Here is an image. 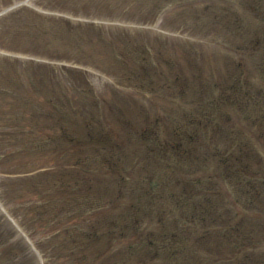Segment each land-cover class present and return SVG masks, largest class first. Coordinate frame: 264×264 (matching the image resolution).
Returning <instances> with one entry per match:
<instances>
[{
    "label": "rangeland",
    "instance_id": "1",
    "mask_svg": "<svg viewBox=\"0 0 264 264\" xmlns=\"http://www.w3.org/2000/svg\"><path fill=\"white\" fill-rule=\"evenodd\" d=\"M0 264H264V0H0Z\"/></svg>",
    "mask_w": 264,
    "mask_h": 264
}]
</instances>
